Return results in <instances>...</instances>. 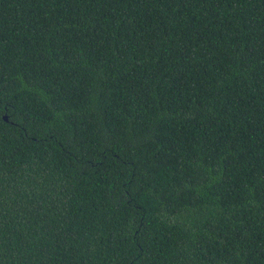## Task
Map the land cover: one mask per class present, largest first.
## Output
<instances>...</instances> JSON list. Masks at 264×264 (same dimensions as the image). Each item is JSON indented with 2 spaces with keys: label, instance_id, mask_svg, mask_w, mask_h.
Segmentation results:
<instances>
[{
  "label": "trees",
  "instance_id": "trees-1",
  "mask_svg": "<svg viewBox=\"0 0 264 264\" xmlns=\"http://www.w3.org/2000/svg\"><path fill=\"white\" fill-rule=\"evenodd\" d=\"M0 264H264V0H0Z\"/></svg>",
  "mask_w": 264,
  "mask_h": 264
},
{
  "label": "water",
  "instance_id": "water-1",
  "mask_svg": "<svg viewBox=\"0 0 264 264\" xmlns=\"http://www.w3.org/2000/svg\"><path fill=\"white\" fill-rule=\"evenodd\" d=\"M4 118H5V120H8V117L6 115L4 116Z\"/></svg>",
  "mask_w": 264,
  "mask_h": 264
}]
</instances>
